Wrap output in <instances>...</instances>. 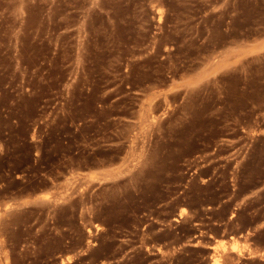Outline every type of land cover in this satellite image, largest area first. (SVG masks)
<instances>
[{
	"label": "rangeland",
	"instance_id": "1",
	"mask_svg": "<svg viewBox=\"0 0 264 264\" xmlns=\"http://www.w3.org/2000/svg\"><path fill=\"white\" fill-rule=\"evenodd\" d=\"M0 264H264V0H0Z\"/></svg>",
	"mask_w": 264,
	"mask_h": 264
}]
</instances>
